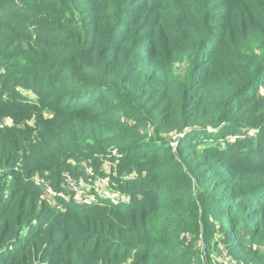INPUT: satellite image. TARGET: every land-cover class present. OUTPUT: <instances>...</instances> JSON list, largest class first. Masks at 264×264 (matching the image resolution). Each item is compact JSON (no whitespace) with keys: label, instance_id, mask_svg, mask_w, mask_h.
<instances>
[{"label":"trees","instance_id":"1","mask_svg":"<svg viewBox=\"0 0 264 264\" xmlns=\"http://www.w3.org/2000/svg\"><path fill=\"white\" fill-rule=\"evenodd\" d=\"M260 89L264 0H0V264H264Z\"/></svg>","mask_w":264,"mask_h":264},{"label":"built area","instance_id":"2","mask_svg":"<svg viewBox=\"0 0 264 264\" xmlns=\"http://www.w3.org/2000/svg\"><path fill=\"white\" fill-rule=\"evenodd\" d=\"M260 95L264 96V90H259ZM254 132H249V136H254ZM182 135L173 136L170 139L169 146L175 150L177 146V139L181 138ZM110 163L106 162L105 167H110ZM87 172H90V169H86ZM38 185L42 186L45 189V194L51 198L52 204L55 210H61L62 204L67 202L69 199L76 201L78 204L83 206H89L96 204L98 198H105L115 200L121 198L115 192L112 191L108 176H98L94 181H84V180H75L73 177L66 175L64 176V182L61 185L59 191H54L51 186L46 182L37 181ZM58 197V200L54 199ZM122 200H125L126 197H122Z\"/></svg>","mask_w":264,"mask_h":264},{"label":"rangeland","instance_id":"3","mask_svg":"<svg viewBox=\"0 0 264 264\" xmlns=\"http://www.w3.org/2000/svg\"><path fill=\"white\" fill-rule=\"evenodd\" d=\"M173 67H174V71H175L177 74H183L186 65H185V63H183V62H175ZM182 77H183V76H182ZM18 112H19V113H17V114L15 115V118H16L17 120H24L25 122H28L29 124L32 123V121H31L32 119L30 120V119H28L26 116L23 115V112H25V111H21V110H20V111H18ZM46 114H47V113H46ZM11 121H12V119H10V118L2 119V120L0 121V127H3V126H5V125L10 124ZM83 166H84V168H86V169L88 168L87 165H83ZM126 199H127V198H126ZM54 200L57 201V200H58V197L55 198ZM187 237H188V236H187ZM188 238H189V237H188ZM197 249H199V247H198ZM210 256H211V257H210V262H211L210 264H232V262H230L228 258H226V257L223 256V255H219L218 252H213ZM201 260H202V261H205L206 258L203 256Z\"/></svg>","mask_w":264,"mask_h":264}]
</instances>
